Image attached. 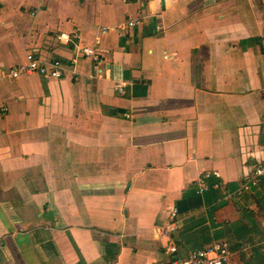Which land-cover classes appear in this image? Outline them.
<instances>
[{"label": "crops", "instance_id": "1", "mask_svg": "<svg viewBox=\"0 0 264 264\" xmlns=\"http://www.w3.org/2000/svg\"><path fill=\"white\" fill-rule=\"evenodd\" d=\"M80 47L99 63L72 64ZM28 52L64 75L12 79ZM259 166L264 0H0V264H171L215 242L264 264V176L236 194ZM203 173L219 187L196 195Z\"/></svg>", "mask_w": 264, "mask_h": 264}, {"label": "built area", "instance_id": "2", "mask_svg": "<svg viewBox=\"0 0 264 264\" xmlns=\"http://www.w3.org/2000/svg\"><path fill=\"white\" fill-rule=\"evenodd\" d=\"M138 1V0H136ZM142 21V17L138 16L134 19H128L123 29H131L137 27ZM78 34H66L59 33L56 36L58 42L65 44L72 43L73 40L78 39ZM78 58H87L91 62L99 63V54L93 47H80L77 49L75 58L71 60L74 64ZM65 63L58 59H42L33 52H28L25 56V63L12 68L9 71V75L12 79H16L22 74H38L46 79H61L65 72ZM116 92L119 94L123 93V84L119 83L115 86ZM5 111L6 109L3 108ZM129 117V115H126ZM264 176V167L259 166L253 170L252 174L247 176L246 179L240 184L237 195H241L243 192L250 191V189L257 185L259 178ZM210 175L208 173H203L197 180L195 193L196 195H201L203 192L207 191L212 187H219L217 184L210 185L208 180ZM177 210L172 208L169 212V223L164 228V234L168 237L172 232L176 231L178 228L177 221ZM166 251L170 255H175L177 248L173 244H169L166 247ZM230 263V250L227 243L215 242L211 245L204 247L203 249L191 252L185 258L178 259L175 258L171 264H229Z\"/></svg>", "mask_w": 264, "mask_h": 264}, {"label": "trees", "instance_id": "3", "mask_svg": "<svg viewBox=\"0 0 264 264\" xmlns=\"http://www.w3.org/2000/svg\"><path fill=\"white\" fill-rule=\"evenodd\" d=\"M194 192H195V189H194ZM186 194H187V193H185V195L183 196V198L186 197ZM195 194H196V193H195ZM180 203H181V202H179V205H180ZM181 205H182V203H181Z\"/></svg>", "mask_w": 264, "mask_h": 264}]
</instances>
